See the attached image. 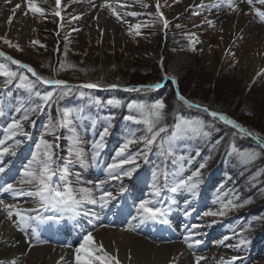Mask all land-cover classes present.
Here are the masks:
<instances>
[{"label": "rangeland", "instance_id": "obj_1", "mask_svg": "<svg viewBox=\"0 0 264 264\" xmlns=\"http://www.w3.org/2000/svg\"><path fill=\"white\" fill-rule=\"evenodd\" d=\"M93 1L94 0H79L74 4L67 6L63 13H60V16L55 15L56 11L45 7L43 0H36V2L40 7L45 9L44 15L31 13L27 8V4H25L24 11L27 13L25 14L26 19L32 25L31 34L21 39L20 37H15L12 34H8L4 30L0 29V37H6L13 44H19L22 50L18 51L14 47H9L4 43L3 39H0V49L7 51L9 54L13 53L11 55H14V59L16 60L21 58L27 61L28 65H30L32 68L38 67L44 70L43 72L46 73V76H53V71L51 70L49 72L48 69V67L50 68L52 60L56 61L53 69L59 67L60 61H66V63L75 65V68H67L66 70L58 71L57 74H59L61 78L55 77L65 81L71 79V85H76L72 83L73 81L81 83L83 80L81 81L79 79H86V77H95L101 82L120 79L119 81L132 83L134 82L133 77L140 78L141 76H148L144 80L145 82H156L162 75L167 73L172 74V72L169 71V69L164 65L163 61L158 60V58L147 54L146 52H159L168 58H173L176 54L184 52L191 55V60L185 70V74L176 78V82L179 81L181 84L186 76L192 72L202 74V76L206 74L208 77H210L207 80L209 81V84L201 83L199 85H203L207 89L208 95H211L218 100L220 99L222 102L230 104V108L241 111V113L249 114L251 110H258L259 115L262 117L260 122H262L261 124L264 125V110H262V107H264V104L262 103L264 102V99L261 100L257 106L255 103L257 97H264V72H262L259 76H257L256 73L250 79L246 75L249 66L254 60H256L258 57H260V59L264 58V23L260 22L255 13L250 11V6L247 3L240 4L242 10L239 13H235L232 12L226 5L220 6L218 8L211 7V4L214 3L215 0H159L160 12L169 16L168 27L165 28L163 26V22L159 19V14L157 13V0H120V2H125L137 7L140 10L142 9L144 12H139L135 16L120 14L121 19L117 20V18L113 16L107 8H105L104 10L107 14H109V20L113 24H109L105 27H102L100 23L96 21V15L93 11V7L90 9H85L86 11L79 10L83 4L84 6H92L91 3ZM102 2H104V0H102ZM109 2L112 3L113 7H115L116 0H109ZM202 2L204 6L199 7ZM237 3H239V0H237ZM144 4H147L148 7H143ZM257 7L264 9V6L261 5H257ZM186 9L193 11H190V14H184ZM73 17H78V19H73ZM240 17L245 18L244 23L238 22V18ZM208 20H211L213 23L210 25L207 22ZM186 23L190 26L189 29L187 28ZM135 24H146L148 26L140 28L139 35H135L134 32L130 34L129 28ZM177 25L180 27H177ZM164 32H168L165 40L161 36ZM193 33L195 34V39L198 40V43L190 44V40L193 39L191 34ZM33 41H39V43L33 44ZM192 47L195 48V51L192 50ZM70 57L73 59L69 60ZM141 59L144 61H141ZM143 62H148L154 71L151 73L148 71L150 74H146V71H144L143 68L144 66H140L143 64ZM2 63L8 65V63L5 62L3 58ZM224 66L226 67L227 72H224ZM81 69H86L87 71H81ZM261 69H264V66ZM14 71L19 70L16 69ZM20 71H23L24 74L27 75L29 79H31V75L26 70L20 69ZM228 72V77L225 78L224 75L226 76ZM132 73H135V75H131ZM254 77L255 80H253ZM203 78L206 80V77ZM15 81H17L16 84L13 83V85L6 86H12V91H14L15 94H17L16 91L21 93L23 88L18 87V80ZM255 82L259 85H262V90H253L251 92V96L244 95V92H242L240 89H245L251 84H256ZM41 85L47 86L45 84L38 83L37 90L41 92L51 91L53 88L47 87L44 90ZM167 85H169V83H167L165 86ZM134 86L135 85H130L128 87ZM218 86H220L219 90L216 89ZM98 89L99 91L96 94L106 92L105 90H107V87L102 86ZM75 91H73L70 96L60 100L59 107L64 106L79 109L78 107H75V104L67 105V103L70 102L69 99L78 100L82 98L86 105L98 107L97 109L99 110V119H97V121L99 126L97 128L98 132H96L95 128L92 127L93 114L91 113L83 115L82 119L77 121L76 130L80 140V147L84 153L85 163L81 164L80 161L73 155L72 157L78 163L76 165L72 164L73 160H71V165L68 167V169H70L68 171V180L71 182L74 188H92L94 190L95 196L97 197L100 195L101 191L111 192L113 194L115 199L110 200L106 208L101 209L99 205L94 206L95 211L100 217L98 220L103 221V219L120 216L118 217L120 221L119 225L121 227H125L128 224V221L136 215V205L141 200L147 199L152 200L153 202L160 201L164 207H170L172 209L167 218L170 221V225L177 233L176 239L178 241L182 242L187 247L183 239L184 235L186 234L185 229L191 228L193 224H196L198 227L195 229V231L199 233L197 238L201 239L203 243L191 250L197 249V251L199 250L201 252H207L210 249L219 250L220 253L218 257L215 258L213 264H221V258H223L225 261H228L231 260L232 257L238 258L233 261L232 264H240L243 258L235 254V252L238 250V247L228 244L227 241H229L230 238L224 240V234H226V232L231 230L234 226L229 224L225 226L222 223L223 227H219L215 234L214 231L211 232L208 229L206 224L208 221L217 219L220 216L202 215L203 212L208 211L209 209L216 211L220 207H218L219 203H214L218 196L223 195V193H218L219 187L215 190L216 194L211 197V194L205 195V193H201V190L199 191L198 189L195 197L183 189L176 193H172L170 191L169 194L167 193V197L165 195L167 191H165V187L162 185L163 188L159 187V196H154L151 187L153 184V175L151 176L150 183H148V176H146L148 169H145V167L144 173L146 175H137L138 181H134L136 174H132L131 177H122L116 180L108 179L105 168L109 163L113 162V157L115 156L117 149H119L121 144H123L125 140L129 138L131 133L134 132L137 137L144 135L145 126L142 123L135 122V120L128 119L127 123H129L132 128L127 130V132L124 131L122 127H113V117L120 118L123 116L120 109V107L123 105V102L127 103L125 109V113L127 115L125 117L131 116L136 120L140 119L139 113L136 110L128 108V103H130L131 100L129 102L126 98V100L122 101V104L119 107H116L107 105L106 103L110 98H116V96L112 93H102L95 96L89 92L90 95L77 96ZM126 92L133 93L130 91ZM26 93L27 95L24 94L23 98L17 99L15 98L14 93L9 95L12 101L8 102L7 105L12 106V109L14 108L15 111L21 106L24 108L34 107L35 103L32 102L33 98L29 96L27 91ZM227 94H236L238 98H236L235 101H228L226 100ZM224 95L225 100L223 101ZM95 97L100 99L103 104L106 103V105L97 106L94 104L92 101L97 99ZM227 98L231 100L229 97ZM25 101L27 104L21 105ZM7 105L5 104L4 106H1L0 111L4 113V109L7 108ZM258 105H260V107H258ZM105 107L110 109V112L114 111L115 114H102L101 110H103ZM115 109H119L121 113L118 114ZM42 111H44L45 118L43 117V120L41 117V120L39 119L38 122L37 115L42 116ZM42 111H40L35 117L22 122L24 131L32 136V138H30L29 135V138L20 134L17 135L16 138L22 140L23 142L16 149L15 155H6L3 162H0V166H3L4 164H11L10 167L13 168V172H15L12 174H9L5 171L0 173V183L13 182L17 180L21 168L25 163L28 162L29 159H31V151L33 152L36 150V145L42 136L48 142L56 145L53 149L56 165L60 164L61 162L63 163L62 155L64 152H68L69 147V140L68 142L65 141L63 134H70V131L69 129L65 131L58 130L56 136H53L45 130V124L50 118L52 121H56L58 118L56 103L46 105ZM6 113L8 114L7 111ZM10 113H12V115L10 114L11 116L9 115L10 117H8L6 114L5 117H3V123L1 122L3 125L10 123L13 118L19 119L20 116L23 115V112H20V114L17 115L14 114L13 110ZM178 116L189 118L179 112H176L175 121H173L172 124H169V121L166 122V120H164L163 123L168 125V135L171 134ZM86 117H88L90 120H87ZM258 117L260 116H257V118ZM35 119L36 124L38 123V131H34V128L31 125L32 121ZM109 123L112 125L110 128L111 131H109V133L117 130L116 136L112 137V132L110 136L106 135L104 137V139L113 138V145L109 150V159H104L99 164H97L96 161L93 160V145L95 141L100 138V133ZM57 136L59 138H57ZM229 137V132H224L223 138L228 139ZM208 139L210 138L205 139L202 137H195L176 141L174 151L182 153L179 156V158H182L179 159V168L181 164L183 165V171L180 173L181 178L190 176L202 164L203 160L201 161L199 156H197L198 150L194 149L193 146L197 143H203ZM10 142L11 141L8 143ZM26 142H28V145ZM157 144L159 145V143ZM232 144L233 143H231V145ZM137 147H139L137 149V151H139L142 145L139 143L130 145L124 155V158L136 155L137 152L135 151V148ZM100 150L102 152L104 151L103 148ZM241 151H243V149ZM230 155L231 157L235 156H232V154ZM190 159L195 160L192 166L196 168H192V171L188 169L187 166ZM257 159H259V156ZM142 160V158L136 159L135 164H138L139 167L143 168V166H141L143 164ZM63 166H65V164H60V167ZM123 167L125 170H128L129 168L135 167V165L129 164L124 165ZM11 170L12 169H10V171ZM135 171H137V168ZM223 178H226V176L222 175L219 180H222ZM202 180L203 178H200V181ZM99 181H105V183L103 188L98 191L95 189V185ZM171 181L173 184V177L171 178ZM157 184L159 186V177L157 179ZM230 185L231 183L228 184V186ZM121 189H123V191H121ZM0 198L4 199L7 203H17L19 205H38V203L32 197L27 196L14 198L9 193H3L0 194ZM180 198H185L183 202L189 201V203H180ZM172 201H175V203H172ZM126 206L127 212L125 213ZM155 206L159 207L161 204H156ZM190 208H195L196 212L185 216V211L190 212ZM0 212L4 217H6V213H4L2 210H0ZM45 214L52 215L53 213L46 212ZM79 217H81V215L78 216V219ZM74 222L76 225H80V222H78L77 219H75ZM134 223H136V221H134ZM141 225L146 234H163L169 230V224H165L160 227L155 221H148ZM218 225L220 226V224ZM65 230L66 228H63V231ZM135 232H137V229ZM230 237H233L232 239L234 241L237 240L236 243L239 244V234H234ZM30 243L33 245L35 244V242L31 239ZM74 244H77V242ZM7 246H9L7 243L6 245L0 244V254L6 249ZM249 249L253 250L252 254H255H247L249 257L248 264H255L252 259L254 260V256L259 254L260 249L256 246L255 248H251V246H249ZM261 252L264 253V250ZM261 262L264 261L262 260ZM5 263L6 262H4V264ZM257 264H260V261H257Z\"/></svg>", "mask_w": 264, "mask_h": 264}, {"label": "snow or ice", "instance_id": "obj_2", "mask_svg": "<svg viewBox=\"0 0 264 264\" xmlns=\"http://www.w3.org/2000/svg\"><path fill=\"white\" fill-rule=\"evenodd\" d=\"M27 8L31 13L44 15L45 9L40 7L36 0H25ZM247 3L250 6V11L254 12L255 15L259 18V21L264 23V9L257 7V5L264 6V0H215L211 4V7L218 8L220 6L226 5L232 12L239 13L241 8L239 4ZM55 5L57 11L55 12L56 16H60V7L61 0H55ZM116 7H113L112 3L109 0H104L99 7L101 9L107 8L117 20L121 19L120 12L117 11V8L124 9L128 7L127 4L121 3L120 0H116ZM203 2L199 7H203ZM22 7L21 4H16L13 8V15L8 17L9 22L13 20V16L17 9ZM95 7V5H93ZM143 7L147 8L148 5L144 4ZM157 13L159 14L160 21L163 22L165 28L168 27V20L164 17V14L160 12L159 0H157ZM191 7V5H190ZM27 14V13H25ZM138 13L132 12L131 15L135 16ZM73 19H78V17H73ZM210 25L213 23L211 20L207 21ZM148 25L144 24H135L130 26L129 33L133 32L135 35H139L140 28L147 27ZM177 27H180L177 25ZM193 37L190 40V44L198 43V40L195 39V34H191ZM4 40V43L9 47H14L16 50L21 51L19 44H13L6 37H0ZM33 44H38L39 41H33ZM192 50L195 51V48L192 47ZM0 57H4L5 60L10 61L11 64L17 65L18 69H26L28 73H31L35 80L29 79L23 71H14L7 64L0 63V75L5 77L4 86L11 84L14 80H18V87L25 89L29 96H35L39 99V103L35 104L34 107L24 108L23 106L16 109L17 113L23 112V115L19 119L13 118L7 127L3 129L4 137L0 139V162H3L6 155H15L16 149L23 142L20 139H17V135L20 134L24 137H28V133L23 129V121H27L31 116L39 111H42L46 105L56 103L57 104V113L58 118L56 121H52L51 118L45 124V130L56 136L57 131L61 128L69 129L70 136L68 152L69 156H75L81 164H84V153L80 147V140L76 130V123L83 117L82 109H74L70 107H59V101L64 99L67 96H70L73 91L77 88L80 89H96L102 87L100 83L88 82L81 85H70L66 81L61 79H51L43 77L37 74V72L28 64L23 63L19 60L14 59L11 56H7L4 52H0ZM75 65L66 63V61H60L59 67L54 68V72L66 70L67 68H75ZM81 71H87L86 69H81ZM264 69H261L257 73L259 76ZM164 79H170L173 83L176 82V77L171 73H167L164 76ZM255 80V77L253 78ZM42 83L46 85L53 86L51 91L41 92L37 90V84ZM162 85L160 83L149 84V85H138L135 87H128L124 89L125 91L135 92V91H147L150 89H158ZM109 88H117L118 84L107 85ZM81 96L85 94L83 92L79 93ZM177 99L182 101L184 105L189 108H196L211 116L215 120L222 121L226 125H230L232 128L236 129L242 137H251L257 143V145L264 149V136H261L259 133L254 132L234 119H231L229 116L211 110L206 105H201L195 103L177 91ZM97 106H103V103L100 99H95L92 101ZM107 105H112L119 107L122 104V101L116 98H110L107 102ZM129 109H134L139 113L140 119L136 120L134 117H126V119L135 120L137 123H142L145 126L144 135L139 137L133 132L130 134L129 138L125 140L123 144L117 149L115 156L113 157V162L109 163L105 168V172L108 176V179L116 180L122 177H131L136 168L139 167L138 164H135L136 159L140 156L147 158L148 151L151 149L157 141L159 140V155L164 159H168L174 156V148L176 146V141L180 139H188L195 137L210 138L212 132L210 126L206 125L205 122L198 118H184L177 117V121L171 131V134L168 135V125L164 124L165 119V108L166 105L162 99H157L153 103L148 104L143 101H131L128 103ZM111 119V118H109ZM111 123H109L103 131L100 133V138L95 141L93 145V160L95 161L96 156L99 155V150L104 147L103 140L106 135L109 133ZM163 134V135H162ZM57 138H59L57 136ZM222 139V138H221ZM11 141L10 143H8ZM221 141L217 140L216 143L219 144ZM134 143H143L144 150L137 153L134 156H128L124 158V155L131 144ZM56 145L48 142L41 137L40 141L36 145V150L32 152L31 159L23 165L20 170L19 177L13 182H3L0 183V194L9 193L12 197H21L27 196L32 197L37 203L38 208H26L17 203H7L4 199L0 198V210L6 213V218L12 222V224L21 232H24L26 236H29L30 239L35 242V244H45L47 241L40 239L38 226L44 225L49 222L59 224L60 221L65 218L75 219V217L83 214L85 217H92L98 220L99 214L92 209L87 208V205H99L101 209L106 208L110 200L115 199L111 192L101 191L100 195L97 197L94 194V190L88 187H79L74 188L71 182L68 180L69 172L68 165L72 162L70 159L66 161L65 166L59 167L56 165L54 147ZM199 154V153H197ZM230 154H234L240 164L250 165L257 158L259 153L254 150H239L233 144L231 146ZM179 159L176 158L172 160V163L176 165L179 162ZM191 159L188 163H191ZM134 164L135 167L129 168L128 170L124 169V165ZM7 167L6 164L0 166V173L5 171ZM205 164L200 165V169L204 168ZM200 169H197L190 176L186 178H181L180 173L183 171V165L181 164L180 168L172 174L173 184L170 188L172 193H176L179 190L183 189L190 193L193 197L196 196L197 189L199 186V175ZM161 174L160 169L153 171V184L152 190L154 196H159L160 189L157 184V179ZM165 176V181L167 182L169 173L167 171L163 172ZM259 175V172L256 174ZM56 178V179H54ZM105 181H99L95 185L96 190H101L103 188ZM123 191V189H121ZM175 203V201H172ZM189 201H185V204H188ZM214 203H219L220 207L216 211L209 209L202 213L204 216H225L228 212L243 208L249 203V200L240 201L238 194H233L231 198L225 199L223 196H218ZM156 204H161L157 207ZM170 207H164L162 202L152 200H141L136 205V215L133 216L128 224L125 226L128 231H135L140 224H143L148 221H155L162 224H169L168 214L171 212ZM46 212H52V215H46ZM185 216L189 215L188 211H185ZM13 217H15L13 219ZM136 221V223H134ZM89 223H93L92 219H89ZM198 225L193 224L191 228H186L184 235V243L189 249H194L196 246L203 243L199 238V233L195 231ZM231 237L225 236L224 240H227ZM247 241L243 238L240 239L237 247L244 245ZM34 245L29 243V248H32ZM64 247H70V245H64ZM75 264H119V261L116 256L111 255L103 250V245H97L94 242L93 233L88 232L83 237V241L78 247L75 248ZM81 253H84L82 256ZM96 253H103L98 255ZM26 255V253H25ZM63 259V257H61ZM204 256H195L196 264H199L201 260H204ZM238 259L237 257H232L231 260L225 261L221 258V264H232L233 261ZM0 264H4L3 261H0ZM10 264H17V259H12ZM173 264V262H170Z\"/></svg>", "mask_w": 264, "mask_h": 264}, {"label": "trees", "instance_id": "obj_3", "mask_svg": "<svg viewBox=\"0 0 264 264\" xmlns=\"http://www.w3.org/2000/svg\"><path fill=\"white\" fill-rule=\"evenodd\" d=\"M172 45V44H170ZM13 54V53H12ZM2 58L5 62L8 63L9 67L11 69H18L17 65L11 64L10 61H7L4 59V57H0V63H2ZM73 58L70 57L69 60H72ZM141 61H144L141 59ZM54 60H52L50 64L49 72L53 71V65ZM144 66V71H146V74H150L154 69L151 65H149L148 62H143L140 66ZM52 67V68H51ZM142 68V69H143ZM33 69L37 72L38 75L47 77V78H53V77H59V74L57 72L53 71V76H46V73L43 72L44 70L33 67ZM20 71V69H18ZM143 73L145 74V72ZM150 73H149V72ZM224 72H227L226 67L224 66ZM229 72L224 75V77H228L227 75ZM131 75H135V73H132ZM138 75V74H136ZM73 76V75H71ZM70 77V76H68ZM148 76H141L140 78H135L134 82H122L119 81L120 79H114L112 81L108 82H101L97 80L95 77L87 78L86 79H79L83 80L82 82H97L100 83L102 86L110 85V84H118L119 86H130V85H137V84H143L145 83V79ZM203 77H206V80H204ZM32 80H35V77L30 76ZM208 77L206 74L202 76V74H197L195 72H192L186 76V78L182 81L180 84V94L183 95L185 98L195 102L199 103L201 105L208 106L211 110L218 111V112H224L230 117L234 118L237 121L242 122L244 125L248 127V129L259 133L261 136H264V125L261 124L262 122L261 115H259L258 110L254 111L251 110L249 114L241 113V111H238L236 109L230 108V104H227L226 102H222L220 99L218 100L215 97H212L211 95H208L207 89L202 85H199L201 83L209 84ZM6 78H4L2 75H0V82H4ZM223 79V78H222ZM71 80V79H68ZM15 81V80H14ZM17 82V81H16ZM256 83V82H255ZM4 84V83H3ZM43 89L45 90L47 87H53V86H44L41 85ZM262 85L259 84H251L249 87L245 89H240L242 92H244V95L251 96V92L253 90H262ZM234 87V86H232ZM220 89V86L218 88ZM43 90V91H44ZM97 90V91H96ZM99 89H80L77 88L75 93L76 95H80V92H83L85 95H90L89 92H91L93 95L97 96L102 93H112L116 96V98L120 99L121 101L128 99V101H143L148 104L153 103L157 99H162L163 102L166 105L165 108V119L166 122L169 121V124H172L173 121H175V115L176 112L181 113L184 116H187L189 118H198L205 122L206 125L210 126V130L212 132V135L210 139L207 141H204L203 143H197L195 147L198 150V156H201V161L203 160V164H205V167L200 169V166L197 169H200V175L198 177L199 181L200 178H204L205 176L211 175L214 180V189L216 190L218 187V193H223V197L225 199L231 198L232 195L238 194L240 201L243 200H249V203L245 205L243 208H239L233 211L228 212L225 216H220L219 219L225 220L226 223L229 225H233L234 227L227 231L225 236H233L234 234H239L240 238L245 239L247 243L244 245H241L238 247V249H241V254H246V250L250 245H255L256 247H259L260 252L256 256H254L253 262L257 264V261H260V264H264V253L261 252L264 250V149H261L255 140H253L250 137H242L238 131L234 128H232L230 125H226L223 122L219 120L213 119L211 116H209L207 113L196 109V108H189L186 105L183 104L182 101H179L177 99V96L175 94V91L170 86H165L163 88L158 89H150L147 91H135L133 93L126 92L125 90H122L120 88H109L107 87L106 92L98 93ZM239 91V89H238ZM22 93L27 95L25 89L22 90ZM240 94V93H237ZM201 95V96H200ZM35 101V104L39 103V99L34 96H31ZM227 97H229L231 100H229ZM226 100L228 101H235L238 96L236 94L231 95L227 94ZM96 98V97H95ZM261 97H257L255 100L256 106L257 104L263 100ZM70 102L67 103V105L75 104L77 107L80 104V107L83 108L84 111L90 112L95 114L96 116L99 115L98 107L89 106L85 104V101L83 99L75 100V99H69ZM225 100V95L223 98V101ZM79 103V104H78ZM123 102V105L120 107L121 112L123 116L120 118H114L113 122H118L121 120L122 122H127L128 119H126V105L127 103ZM264 104V102H262ZM82 105V106H81ZM105 105V104H103ZM35 106V105H34ZM264 106V105H263ZM64 107V106H62ZM260 107V105H258ZM259 109V108H257ZM261 109V108H260ZM117 113H121L119 109H115ZM262 110H264V107H262ZM101 113H107V114H115L114 111L110 112V109L105 107L103 110H101ZM261 113V112H260ZM257 116H260L257 118ZM123 117V118H122ZM124 119V120H122ZM229 132V138L224 139L223 135L224 132ZM163 135V134H162ZM198 138V137H197ZM220 138V139H218ZM222 138V139H221ZM217 140H220L221 142L219 144L216 143ZM202 142V141H200ZM231 143L235 145V147L239 150H254L257 153H259V159L255 160L250 165H242L238 162V158L236 156L231 157L230 150H231ZM138 144V143H135ZM142 145L141 149L137 151V148H135V151L137 153L144 150L143 143H139ZM133 145V144H131ZM160 149L157 147V143H155L153 146H151V153L149 155V161L154 162L155 169L164 168L165 171L170 172L172 170L171 165L172 161L170 158L164 159L159 155ZM136 153V154H137ZM141 157V156H140ZM205 157V158H204ZM263 157V159H262ZM203 158V159H202ZM238 162V164H237ZM237 164V167H236ZM175 170V168H174ZM173 172V171H171ZM259 172V175H256ZM224 175L226 178H223L222 180H219V178ZM201 182V181H200ZM228 186V184H230ZM171 183H168V187L171 186ZM211 192V191H210ZM216 194V193H215ZM213 196V195H212ZM211 197V196H210ZM220 205L218 204V207ZM219 209V208H218ZM217 209V210H218ZM228 218V219H227ZM218 219V218H217ZM216 219H212L210 221H214ZM208 221V222H210ZM207 222V223H208ZM230 238L228 242L229 245H234L237 247L236 241ZM262 259V260H260Z\"/></svg>", "mask_w": 264, "mask_h": 264}, {"label": "bare ground", "instance_id": "obj_4", "mask_svg": "<svg viewBox=\"0 0 264 264\" xmlns=\"http://www.w3.org/2000/svg\"><path fill=\"white\" fill-rule=\"evenodd\" d=\"M77 1L79 0H61L60 13H63L67 6ZM101 3L102 0H94L91 3L92 6H84L83 4L79 10L86 11L85 9H90L95 5L93 11L96 15V21L99 22L102 27L109 24L113 25L109 20V14L99 7ZM16 4H21L22 7L16 10L13 20L9 22L8 17L13 15L12 10ZM25 4V0H0V29L15 37H20L21 39L31 34L32 25L26 19L24 11ZM43 4L50 10L57 11L55 0H43ZM127 5L128 7L124 9H117L124 13L144 12L142 9L140 10L130 4ZM116 6L115 3V7ZM164 17L168 20L169 16L165 14ZM244 20V17L238 18V22L244 23ZM146 53L163 61L164 65L176 78L185 74V70L191 60V55L184 52L176 54L173 58L165 57L159 52ZM263 66L264 58L260 59V57H258L249 66L246 73L247 77L250 79L258 73ZM20 205L26 208H38V206L34 204ZM82 218L81 221L84 228L81 235H78V240L75 239L77 240V244H73L74 242H69L67 240L69 239L68 234H65L67 230L63 231V228L71 230L72 221L65 218V220L60 221L59 224L49 222L44 225H39V236L41 235V229L47 231V234L43 238L40 237V239L47 241V243L34 244L32 248H29L30 231L29 236H26L0 212V244H9L0 254V261L6 262L5 264H10V261L15 258L17 259V264H75L74 250L80 245L84 235L88 232L93 233L94 242L97 245L102 244L105 252L117 257L119 264H170V262H173V264H196L195 256L197 255L205 257L199 264H213L215 258H217L220 253L219 250L212 249L207 252L189 249L176 239L177 234L172 228H169V231L166 233L153 235L146 234L141 224L137 228V232L126 230L125 227L119 225L120 221L117 216L115 218L103 219V221L100 222L94 221L90 216H84V219ZM89 219H92L93 223L90 224ZM86 222L88 224H86ZM70 224L71 227H69ZM66 244L70 245V247H64ZM98 254L102 255L103 253ZM81 255L83 256L84 253H81ZM61 257H63V259H61Z\"/></svg>", "mask_w": 264, "mask_h": 264}, {"label": "water", "instance_id": "obj_5", "mask_svg": "<svg viewBox=\"0 0 264 264\" xmlns=\"http://www.w3.org/2000/svg\"><path fill=\"white\" fill-rule=\"evenodd\" d=\"M232 119V118H231ZM238 123H240V122H238ZM241 124V123H240ZM242 125V124H241ZM244 126V125H243ZM245 127V126H244Z\"/></svg>", "mask_w": 264, "mask_h": 264}]
</instances>
